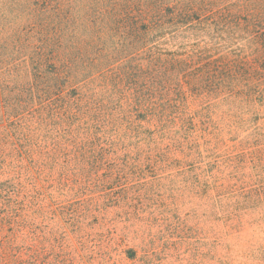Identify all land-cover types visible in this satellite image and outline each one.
Masks as SVG:
<instances>
[{
  "label": "trees",
  "instance_id": "trees-1",
  "mask_svg": "<svg viewBox=\"0 0 264 264\" xmlns=\"http://www.w3.org/2000/svg\"><path fill=\"white\" fill-rule=\"evenodd\" d=\"M263 119L264 0H0V124L31 165H168ZM26 190L0 181L1 218Z\"/></svg>",
  "mask_w": 264,
  "mask_h": 264
},
{
  "label": "rangeland",
  "instance_id": "rangeland-1",
  "mask_svg": "<svg viewBox=\"0 0 264 264\" xmlns=\"http://www.w3.org/2000/svg\"><path fill=\"white\" fill-rule=\"evenodd\" d=\"M257 123L256 132L212 136L214 151L168 155V165L46 168L21 158L0 124L9 172L0 181L27 188L19 217H0V264H264V119Z\"/></svg>",
  "mask_w": 264,
  "mask_h": 264
}]
</instances>
